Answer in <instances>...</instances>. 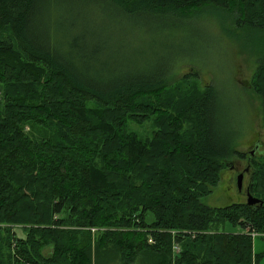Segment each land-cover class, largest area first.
<instances>
[{"label": "trees", "instance_id": "obj_1", "mask_svg": "<svg viewBox=\"0 0 264 264\" xmlns=\"http://www.w3.org/2000/svg\"><path fill=\"white\" fill-rule=\"evenodd\" d=\"M223 14L264 33V0H0V264H103L108 246L121 264L137 254L151 264L255 263L264 157H250L249 180L262 204L201 201L228 159L245 154L227 134L222 91L187 78L194 71L167 88L163 62L125 73L101 59L109 27L129 46L126 26ZM250 86L264 124V53ZM154 102L175 114L149 117ZM148 119L152 138L129 129ZM28 125L46 135L29 136Z\"/></svg>", "mask_w": 264, "mask_h": 264}, {"label": "rangeland", "instance_id": "obj_2", "mask_svg": "<svg viewBox=\"0 0 264 264\" xmlns=\"http://www.w3.org/2000/svg\"><path fill=\"white\" fill-rule=\"evenodd\" d=\"M201 10H203L201 8ZM205 10V9H204ZM203 15V14H202ZM165 26L142 23L137 26H126V41L129 46H119V41L109 31H106V51L101 56L108 71L125 73L137 72L136 69L155 71L161 62L171 67L167 88L181 82L184 74L195 79L199 86L215 84L223 93L230 120L226 119L227 134L236 141L242 156H232L228 165L222 169L220 180L211 192L201 197V201L210 206H225L234 202L246 200L252 168L243 173L241 187H238L236 171L245 164L247 156H252L258 163L264 157V124L262 122V107L260 98L252 91L250 78L257 66V56L264 53V33L256 29H244L233 22L231 15H222L220 21L209 16L185 19L168 16ZM110 19H107L109 26ZM98 36L97 39H104ZM117 47V48H116ZM136 68V69H135ZM158 69V68H157ZM7 85L0 82V103L3 101ZM156 116L165 109L166 114L174 115L172 107L153 103ZM227 112V113H228ZM129 129L135 131L141 138H152L154 127L151 120L141 123L129 121ZM46 132L37 125L25 127V133L33 138L44 137ZM252 152V153H251ZM250 153V155H249ZM263 155V156H262ZM235 169V170H234ZM153 215L148 212L146 220L151 221ZM226 232H239V225L225 223ZM17 234L21 233L19 228ZM259 233L253 237V252L256 254L254 264H264V238ZM174 255L179 248L172 247ZM49 247L41 248L43 255L49 254ZM120 251L112 246L104 250L103 264H121L118 259ZM129 264H151L144 254H137Z\"/></svg>", "mask_w": 264, "mask_h": 264}, {"label": "water", "instance_id": "obj_3", "mask_svg": "<svg viewBox=\"0 0 264 264\" xmlns=\"http://www.w3.org/2000/svg\"><path fill=\"white\" fill-rule=\"evenodd\" d=\"M242 173H239L237 175V182H238V187L240 188L241 187V181H242ZM246 202L248 204H254V203H257L259 202L260 204H262V200L255 197L252 193H250V191H247L246 193Z\"/></svg>", "mask_w": 264, "mask_h": 264}, {"label": "flooded vegetation", "instance_id": "obj_4", "mask_svg": "<svg viewBox=\"0 0 264 264\" xmlns=\"http://www.w3.org/2000/svg\"><path fill=\"white\" fill-rule=\"evenodd\" d=\"M250 157H252V156H247V161L245 162V164H243L242 166L238 167L237 170L234 169L236 171V174H239V173L243 174L245 172H248L252 168L251 162H250V160H251ZM247 191H250L249 185H248V188L246 187V193H247Z\"/></svg>", "mask_w": 264, "mask_h": 264}, {"label": "built area", "instance_id": "obj_5", "mask_svg": "<svg viewBox=\"0 0 264 264\" xmlns=\"http://www.w3.org/2000/svg\"><path fill=\"white\" fill-rule=\"evenodd\" d=\"M254 235H256V234H254Z\"/></svg>", "mask_w": 264, "mask_h": 264}]
</instances>
